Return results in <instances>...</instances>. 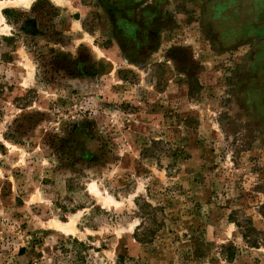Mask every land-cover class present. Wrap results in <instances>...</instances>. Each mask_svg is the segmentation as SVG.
Here are the masks:
<instances>
[{"label": "rangeland", "instance_id": "obj_1", "mask_svg": "<svg viewBox=\"0 0 264 264\" xmlns=\"http://www.w3.org/2000/svg\"><path fill=\"white\" fill-rule=\"evenodd\" d=\"M70 238L264 264V0H0V264Z\"/></svg>", "mask_w": 264, "mask_h": 264}, {"label": "trees", "instance_id": "obj_2", "mask_svg": "<svg viewBox=\"0 0 264 264\" xmlns=\"http://www.w3.org/2000/svg\"><path fill=\"white\" fill-rule=\"evenodd\" d=\"M37 7L38 5L35 6V8ZM145 243H148V242H145ZM67 247H73L72 249L74 250L76 254V260L74 261L75 264H84L85 259H86L84 253H86V250H88L87 244L80 242L78 239L70 238L62 245V249L65 252H69V249H67Z\"/></svg>", "mask_w": 264, "mask_h": 264}, {"label": "bare ground", "instance_id": "obj_3", "mask_svg": "<svg viewBox=\"0 0 264 264\" xmlns=\"http://www.w3.org/2000/svg\"><path fill=\"white\" fill-rule=\"evenodd\" d=\"M16 1H19V0H13V2H16Z\"/></svg>", "mask_w": 264, "mask_h": 264}]
</instances>
